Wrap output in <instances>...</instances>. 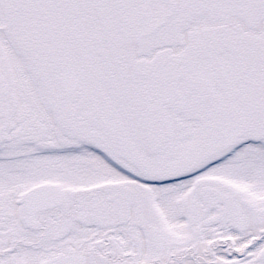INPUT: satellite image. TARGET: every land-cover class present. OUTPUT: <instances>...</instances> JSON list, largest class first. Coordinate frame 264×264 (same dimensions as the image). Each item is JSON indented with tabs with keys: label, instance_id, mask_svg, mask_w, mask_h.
Wrapping results in <instances>:
<instances>
[{
	"label": "snow or ice",
	"instance_id": "1",
	"mask_svg": "<svg viewBox=\"0 0 264 264\" xmlns=\"http://www.w3.org/2000/svg\"><path fill=\"white\" fill-rule=\"evenodd\" d=\"M0 264H264V0H0Z\"/></svg>",
	"mask_w": 264,
	"mask_h": 264
}]
</instances>
